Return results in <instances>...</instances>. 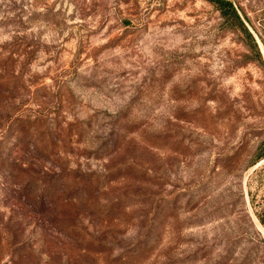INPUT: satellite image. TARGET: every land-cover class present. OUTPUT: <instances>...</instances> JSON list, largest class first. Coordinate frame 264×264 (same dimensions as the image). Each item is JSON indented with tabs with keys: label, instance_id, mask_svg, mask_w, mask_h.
<instances>
[{
	"label": "rangeland",
	"instance_id": "obj_1",
	"mask_svg": "<svg viewBox=\"0 0 264 264\" xmlns=\"http://www.w3.org/2000/svg\"><path fill=\"white\" fill-rule=\"evenodd\" d=\"M0 0V264H264V0Z\"/></svg>",
	"mask_w": 264,
	"mask_h": 264
},
{
	"label": "trees",
	"instance_id": "obj_2",
	"mask_svg": "<svg viewBox=\"0 0 264 264\" xmlns=\"http://www.w3.org/2000/svg\"><path fill=\"white\" fill-rule=\"evenodd\" d=\"M211 1L220 11V14L224 20L232 26H235L242 30L247 36L250 37L251 41L254 42L255 50L261 60L263 55L261 49L256 44L251 29L247 22H249V16L246 14L244 9L237 3L236 0H209ZM255 160L264 156V138L259 142L255 149ZM256 215L260 222L264 226V214L256 212Z\"/></svg>",
	"mask_w": 264,
	"mask_h": 264
}]
</instances>
